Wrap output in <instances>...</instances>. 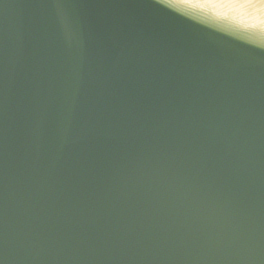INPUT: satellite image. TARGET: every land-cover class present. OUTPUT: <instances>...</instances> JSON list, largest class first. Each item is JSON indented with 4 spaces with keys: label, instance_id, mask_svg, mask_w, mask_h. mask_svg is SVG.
<instances>
[{
    "label": "water",
    "instance_id": "obj_1",
    "mask_svg": "<svg viewBox=\"0 0 264 264\" xmlns=\"http://www.w3.org/2000/svg\"><path fill=\"white\" fill-rule=\"evenodd\" d=\"M213 1L0 0V264H264V6Z\"/></svg>",
    "mask_w": 264,
    "mask_h": 264
},
{
    "label": "bare ground",
    "instance_id": "obj_2",
    "mask_svg": "<svg viewBox=\"0 0 264 264\" xmlns=\"http://www.w3.org/2000/svg\"><path fill=\"white\" fill-rule=\"evenodd\" d=\"M214 1H213L214 3H219V4L225 3L231 9L240 10L239 6L233 5V3H232L233 0H214ZM235 1L241 2V3H239V4H241V6H248V7L250 6V7H253L255 9H258V6H260L259 8L264 6V0H235Z\"/></svg>",
    "mask_w": 264,
    "mask_h": 264
}]
</instances>
